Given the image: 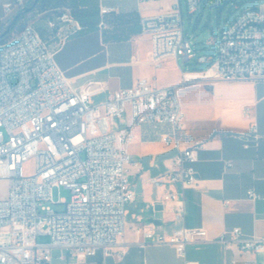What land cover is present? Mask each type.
Masks as SVG:
<instances>
[{
	"label": "built area",
	"instance_id": "obj_1",
	"mask_svg": "<svg viewBox=\"0 0 264 264\" xmlns=\"http://www.w3.org/2000/svg\"><path fill=\"white\" fill-rule=\"evenodd\" d=\"M30 1H3L0 8L7 22ZM184 1L188 12L194 13L203 0ZM181 2L174 0L168 13L141 19V32L152 45L149 64L159 68L168 58H182L209 62L202 77L213 80L264 77V7L242 10L210 43L213 53L198 55L184 36ZM114 11L100 7L98 26L103 27V17ZM70 22L79 28L71 9L65 7L47 23L56 29ZM196 79L183 76L179 85L158 87L141 78L116 91H109L101 81H90L75 89L32 23L0 44V180L9 183L0 198V264H51L52 248L81 258L102 250L105 256L121 259L124 251L114 247L125 234V206L135 199L129 189L131 167L139 166L128 150L132 127L168 124L170 131L161 134V140L176 143L184 122L179 88ZM103 93H107L104 101H92ZM126 116L129 123L118 127ZM200 149V142L178 149L170 170L151 182L170 183L181 190L193 186ZM30 161L33 171L26 173ZM53 187L68 189L70 200L54 202ZM177 197L173 191L163 196L167 201ZM247 197L254 201L260 195L248 191ZM51 204H65V209L55 211ZM140 232L141 246L171 245L184 264H195L186 259L187 246L208 240L201 228L182 227L168 235L151 227ZM39 235L47 236L49 243H37ZM213 240L225 246L236 244L242 251H264V236L243 238L239 228L232 230L230 238L221 235Z\"/></svg>",
	"mask_w": 264,
	"mask_h": 264
},
{
	"label": "crops",
	"instance_id": "obj_2",
	"mask_svg": "<svg viewBox=\"0 0 264 264\" xmlns=\"http://www.w3.org/2000/svg\"><path fill=\"white\" fill-rule=\"evenodd\" d=\"M173 3L95 0V15L82 20L73 15L79 28L70 22L51 29L47 22L62 9L57 6L38 11L39 5L22 17L35 13L30 23L55 53L58 66L75 89L101 81L109 91H116L141 78L156 85L165 63H171L177 74L172 86L181 83L183 76H198L179 88L184 122L176 143L161 140V134L170 131L168 124L132 127L128 150L139 166L131 167L129 189L135 199L125 206V234L114 247V251H124L122 258L105 256L102 250L88 258L60 255L67 264H184L171 245L139 244L143 241L140 231L150 227L167 235L182 227L204 229L208 240L186 248V259L195 264H264V251H242L236 244L225 246L213 240L221 235L230 238L234 228L241 230L243 238L264 236V77L213 80L202 77V71L181 68L179 60L186 62L182 58H168L159 68L149 64L152 45L149 36L141 32V19L168 13ZM102 6L115 11L105 15L104 25L99 27ZM100 96L103 99L95 102ZM106 98L107 93H103L92 101L99 103ZM128 123L126 116L118 127ZM195 142L201 143V149L194 164L197 181L193 186L181 190L170 183L156 186L151 182L170 170L178 149ZM170 191L178 193L176 200H164ZM248 191L260 198L251 201Z\"/></svg>",
	"mask_w": 264,
	"mask_h": 264
},
{
	"label": "rangeland",
	"instance_id": "obj_3",
	"mask_svg": "<svg viewBox=\"0 0 264 264\" xmlns=\"http://www.w3.org/2000/svg\"><path fill=\"white\" fill-rule=\"evenodd\" d=\"M48 6H57L61 8H70L72 5L70 0H46ZM218 1L224 0H203L198 6L194 13H189L185 5V1L182 0V18H183V30L184 36L187 39H190L194 44L198 55L200 54H212L213 45L210 43L215 39L220 29L227 26L231 23L234 18L244 9H260L264 7V0H229V4L225 5L221 12L218 11L217 7L213 6L217 4ZM42 6V7H41ZM38 11L43 9L45 6L41 4ZM0 8V35L8 28L9 23L13 17L10 18V21L5 20L4 13ZM35 14V13H34ZM34 14H31L27 18H21L17 23L12 33L6 35L0 39V44L9 42L14 38L23 25L30 23L33 20ZM209 62L207 63H197L194 60H189L183 63L182 60H179V65L181 68L186 71H204L208 68ZM177 80V74L174 69V66L171 63L163 64V68L158 72L156 77V85L159 87H169V85L174 84ZM181 84L180 82L176 85ZM172 86V85H171ZM174 86V85H173ZM103 99V96L96 97L95 102H98ZM26 173H31L33 171V163L30 161L25 165ZM8 181L0 180V198H3L8 190ZM71 197V192L68 189L63 187L57 188L53 187L52 189V198L54 202H57L59 199H64L65 202H68ZM51 207L55 211H63L65 209V204H51ZM39 244H48L49 238L45 235H39L36 239ZM60 255L67 256L68 252L60 248H52L51 250V264H67L66 260H61ZM69 261L71 257H68Z\"/></svg>",
	"mask_w": 264,
	"mask_h": 264
},
{
	"label": "trees",
	"instance_id": "obj_4",
	"mask_svg": "<svg viewBox=\"0 0 264 264\" xmlns=\"http://www.w3.org/2000/svg\"><path fill=\"white\" fill-rule=\"evenodd\" d=\"M34 0H31L28 3V6H30L33 3ZM48 1L46 0H39L35 8H37L39 5L44 4V6H48L49 4H46ZM72 9L71 13L74 15L76 18L82 20L85 18H90L91 16L95 15L96 9L94 7L95 0H70ZM34 8V9H35ZM32 9V10H34ZM31 10V11H32ZM25 16V15H23ZM21 16L18 21L16 22L15 25H13L10 29V33H12L13 29L17 25V23L20 21V19L23 17Z\"/></svg>",
	"mask_w": 264,
	"mask_h": 264
},
{
	"label": "water",
	"instance_id": "obj_5",
	"mask_svg": "<svg viewBox=\"0 0 264 264\" xmlns=\"http://www.w3.org/2000/svg\"><path fill=\"white\" fill-rule=\"evenodd\" d=\"M38 1L39 0H34L33 3L30 6L23 7L18 13H16L14 15V17L11 19L8 28L0 35V39L5 37L6 35H8L9 32H10L11 27L16 24L18 19L21 16H23V15L27 14L28 12H30L32 9H34L35 6L37 5ZM229 2H230L229 0H224L221 3L215 4L213 6L217 7L218 11L221 12L223 10L224 6L229 4Z\"/></svg>",
	"mask_w": 264,
	"mask_h": 264
}]
</instances>
